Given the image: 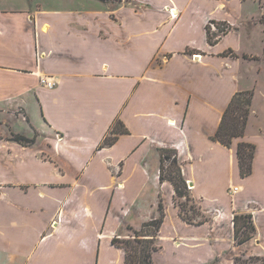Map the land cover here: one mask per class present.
Wrapping results in <instances>:
<instances>
[{"label":"crops","instance_id":"crops-1","mask_svg":"<svg viewBox=\"0 0 264 264\" xmlns=\"http://www.w3.org/2000/svg\"><path fill=\"white\" fill-rule=\"evenodd\" d=\"M232 1L0 0V264H124L113 240L160 218V204L159 251L163 238L178 253L168 264L264 257L257 222L264 207L237 201L248 182L264 185V107L256 108L257 84L246 87L238 70L259 57L236 52ZM215 23L231 30L213 39ZM43 77L55 88L42 86ZM245 91L254 94L245 135L225 147L214 137L234 95ZM118 122L128 134L102 147ZM13 134L34 143L21 145ZM242 142L256 146L245 178ZM163 149L177 152L200 205L204 219L194 224L180 216L173 185L160 180ZM235 168L245 184L229 175L227 207L204 196L205 184L215 190L220 173ZM229 188L238 192L231 197ZM234 213L253 214L257 227L241 246Z\"/></svg>","mask_w":264,"mask_h":264},{"label":"trees","instance_id":"trees-1","mask_svg":"<svg viewBox=\"0 0 264 264\" xmlns=\"http://www.w3.org/2000/svg\"><path fill=\"white\" fill-rule=\"evenodd\" d=\"M225 27L222 32L223 35L228 34L231 27L227 23H223ZM219 39V38H218ZM208 42L213 46L218 40H213L210 37V31L208 30ZM254 94L252 91L238 92L234 95L228 108L226 109L220 127L214 137V141L219 142L225 147H231L234 140L243 138L248 125L249 117L252 111ZM128 134V130H125L120 122L111 130L110 136L106 137L102 147L112 146L118 140L120 135ZM12 140L27 146L34 143V140H30L24 136L13 134ZM256 146L251 143H239L237 147V157L240 164V175L242 178L248 177L252 173V162L255 156ZM174 156L173 167H176L178 163L177 152L172 149L161 150V166H160V180L161 182L169 181L175 190V200L177 201L180 209V216L188 223H193L190 218L184 214L187 204L179 202V199L186 198L188 202H191L189 192H187V182L183 176L181 167L176 169V172H170L165 174L164 166L171 161ZM189 187V186H188ZM164 207L160 204L161 216L157 220H153L143 226L140 231H134L135 235L127 240L114 239L113 244L121 248L125 253L124 264H155L154 254L159 251L157 245V236L161 225L164 222ZM234 239L236 246L244 245L245 243L254 239L257 234V227L254 222V216L251 213L238 214L234 213ZM203 224L199 222L196 225ZM242 257L235 259L237 264ZM250 261H256L264 263V257H249Z\"/></svg>","mask_w":264,"mask_h":264},{"label":"rangeland","instance_id":"rangeland-1","mask_svg":"<svg viewBox=\"0 0 264 264\" xmlns=\"http://www.w3.org/2000/svg\"><path fill=\"white\" fill-rule=\"evenodd\" d=\"M230 21L229 24L232 26H238L240 30L239 33L234 37L233 44L237 47V53H247L253 56L259 57V60H252V61H241L237 63L239 66V72L241 73L242 77L245 78L246 82L249 83L246 87L250 88L253 84H257V95H256V108L259 111H262V107H264V25L260 23H256L257 18L264 23V0H235L231 2L230 5ZM260 15V16H259ZM259 16V17H258ZM240 23V25H238ZM218 30L211 31V37L213 39H217V37H221L223 33L221 32L224 25L219 23H215ZM226 57L234 58L232 51H227L225 53ZM234 65L236 63L234 62ZM255 100V98H254ZM264 116V112H263ZM264 120V117H263ZM219 158H222L220 155ZM174 161V156L172 157L171 161L166 163L164 166V172L167 174L172 169ZM180 166V161L174 166L172 172H176V169ZM181 167V166H180ZM179 167V168H180ZM205 172H201V175H204ZM232 174V179L237 181L239 179L237 169L235 168L233 172L220 173L219 180H217V184L215 186V190L209 187L207 184L204 185V196H208L209 198L218 197L221 203L224 206H228L229 204V197L226 196L225 188L227 186V181L229 180V175ZM209 179H215V175L211 174L208 176ZM258 178V177H257ZM250 181L246 184L247 188L243 192H240L237 196L238 207L243 205L244 202L247 201H254L252 204V208H255L259 211L264 207V185L261 186L260 182L257 181ZM237 179V180H236ZM240 181H237L238 183ZM242 183V182H240ZM245 183H242L244 185ZM231 190L229 188L228 193L231 197ZM187 192L190 193V188L187 185ZM190 196V195H189ZM167 197L168 202L170 201V194L169 192L164 195V198ZM202 200V199H201ZM179 202H184L187 204L185 207L184 214L186 217L190 218L191 221L202 220L204 217L201 215L200 205L191 202H188L186 198L179 199ZM211 207V206H210ZM213 208V207H212ZM228 210V208H227ZM208 218L209 213L206 215ZM201 218V219H199ZM258 229L259 231L264 227V214L258 216ZM219 223V227L217 229H222L224 232H227V225L224 226ZM217 225V226H218ZM261 227V229H260ZM172 228V223H170L165 229L164 236L170 233V229ZM264 229V228H263ZM163 238L161 239L160 246L163 247L154 259L155 264H168L170 262L175 263L178 259V253L174 251L173 247L170 242H162ZM154 254V256H155ZM181 259V257H180ZM237 264H264L256 261H250L248 258H241V260Z\"/></svg>","mask_w":264,"mask_h":264},{"label":"built area","instance_id":"built-area-1","mask_svg":"<svg viewBox=\"0 0 264 264\" xmlns=\"http://www.w3.org/2000/svg\"><path fill=\"white\" fill-rule=\"evenodd\" d=\"M171 17L173 19H176L177 18V15L176 14H173V10H171ZM40 84L42 86H44L45 88L49 89V90L54 89L55 86H56V82H55L54 78H50V77H43V78H41ZM236 192H238V188H233L232 189V193L235 194Z\"/></svg>","mask_w":264,"mask_h":264}]
</instances>
